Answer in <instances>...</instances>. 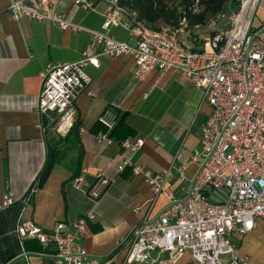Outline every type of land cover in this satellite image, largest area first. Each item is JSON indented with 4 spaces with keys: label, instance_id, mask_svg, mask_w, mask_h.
I'll use <instances>...</instances> for the list:
<instances>
[{
    "label": "crops",
    "instance_id": "1",
    "mask_svg": "<svg viewBox=\"0 0 264 264\" xmlns=\"http://www.w3.org/2000/svg\"><path fill=\"white\" fill-rule=\"evenodd\" d=\"M9 1L0 0V264H54L50 256L40 254L42 249L29 243L35 240L24 238L21 244L15 230L18 218L51 230L58 222H69L88 211L95 214L82 236L88 253L104 264L110 258L114 264H144L126 262L125 251L118 253L117 248L134 226L156 216L168 198L155 196L144 176L133 174L130 166L119 167L129 158L152 172L170 169L165 188L182 199L198 168L191 154L201 148L202 126L209 110L202 102L201 90L174 69L164 73L155 70L144 81L133 79L130 54L99 57L98 66L84 67L91 81L74 102L72 121L62 120L56 113L40 115L35 108L42 72L48 65L76 60L88 48V30H102L107 5L91 0L93 10H84L76 8L72 0H48L55 10L85 29L65 31L50 22L13 20L7 11ZM263 19L261 0L253 26H259ZM200 23V29L182 35L181 40L198 48L212 32L206 22ZM107 33L118 40L133 41L116 24ZM194 37L197 41L193 43ZM107 109L116 114L117 121L122 117L111 134V144L98 143L96 137L103 130L98 117ZM134 136L144 139L138 151L121 147L123 139ZM50 149L56 150L53 161L40 180ZM82 168L87 169L88 185L98 172L110 178L97 200L71 182ZM33 184H37L35 192L26 200ZM5 195L14 198L9 206L2 204ZM232 238L251 264H264V219H255L250 231L233 233ZM151 257L165 258L169 264H196L188 251H153Z\"/></svg>",
    "mask_w": 264,
    "mask_h": 264
},
{
    "label": "built area",
    "instance_id": "2",
    "mask_svg": "<svg viewBox=\"0 0 264 264\" xmlns=\"http://www.w3.org/2000/svg\"><path fill=\"white\" fill-rule=\"evenodd\" d=\"M98 1L107 5L102 30H88L91 41L76 60L45 68L35 108L38 114L56 113L62 120L72 121L74 102L91 81L84 67L98 66L99 57L126 54L133 56V79L144 81L155 70H178L191 86L201 90L202 102L209 108L201 148L191 154L198 168L189 178L182 199L165 188L170 169L152 172L129 158L123 160L120 169L130 166L133 174H142L154 195H166L168 203L156 216L134 226L119 243L118 253L125 251L129 263L169 264L165 258L153 259L151 253L188 251L196 264H251L230 237L250 231L255 219H264V19L259 26L252 24L261 0H239L237 10L220 11L208 18L212 32L198 48L180 36L202 26L191 20L200 11L199 0H193L175 23L158 29L149 27L136 10L120 4V0ZM72 2L79 9L94 8L91 0ZM7 11L13 20L27 18L50 22L65 31L85 30L55 10L48 0H10ZM114 24L127 31L133 41L109 35L107 30ZM196 41L194 37L193 43ZM98 122L103 130L97 133V142L111 144L109 134L116 125V114L107 109ZM143 144L144 139L138 136L120 142L131 152ZM179 172L183 177L184 167ZM86 173L82 168L71 182L97 200L110 178L98 172L88 185ZM35 189L33 184L26 200ZM211 194L217 200H212ZM13 201L12 195H5L2 204L9 206ZM94 218V212L88 211L69 222H58L51 230L18 218L15 230L21 244L24 238L35 240L41 246L40 254L50 256L54 264H104L81 243L87 221ZM113 261L110 258L105 264Z\"/></svg>",
    "mask_w": 264,
    "mask_h": 264
},
{
    "label": "trees",
    "instance_id": "3",
    "mask_svg": "<svg viewBox=\"0 0 264 264\" xmlns=\"http://www.w3.org/2000/svg\"><path fill=\"white\" fill-rule=\"evenodd\" d=\"M176 0H120V4L128 6L129 8L136 10L138 16L146 22V24L152 29H158L162 24L175 23L178 20L177 12L180 9V12H185L187 4L191 3L193 0H179L180 8L172 7L169 5V2ZM178 1V0H177ZM239 0H199L200 11L194 16L191 20L193 22H206L208 18L215 15L216 13L228 12L237 10L239 7ZM182 12V14H183ZM178 17V18H177ZM122 121V117L117 121L115 127L110 132L111 135L115 129L118 127V124ZM73 128H71L72 130ZM71 130L69 132H71ZM69 134V133H68ZM55 149H50L47 162L40 173V180L48 172L50 165L53 161V155ZM41 183V181H40ZM37 185V184H36ZM32 243V247L36 249H41L38 243L29 241ZM28 243V244H29ZM29 244V246H30Z\"/></svg>",
    "mask_w": 264,
    "mask_h": 264
},
{
    "label": "rangeland",
    "instance_id": "4",
    "mask_svg": "<svg viewBox=\"0 0 264 264\" xmlns=\"http://www.w3.org/2000/svg\"><path fill=\"white\" fill-rule=\"evenodd\" d=\"M192 3H193V1H192L191 3H188L186 6L188 7V6H190ZM180 4H181V3L179 2V0H178V1L176 0V1H173V2H169V5H171L172 7H176L177 9L180 8ZM182 12H183V10H182ZM182 12H180V9H178L177 16H178L179 18L183 16ZM178 17H177V18H178ZM180 39H183V37L180 36ZM211 199H212V200H217V196L211 194ZM230 240H231L232 244H234L235 239H233V238L231 239V237H230Z\"/></svg>",
    "mask_w": 264,
    "mask_h": 264
}]
</instances>
